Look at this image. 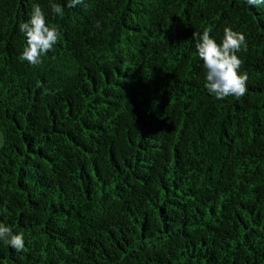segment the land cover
Listing matches in <instances>:
<instances>
[{
	"label": "trees",
	"instance_id": "16d2710c",
	"mask_svg": "<svg viewBox=\"0 0 264 264\" xmlns=\"http://www.w3.org/2000/svg\"><path fill=\"white\" fill-rule=\"evenodd\" d=\"M37 3L59 39L32 66ZM67 4L0 0V223L25 241L0 264H264V4ZM224 27L248 81L220 100L192 34Z\"/></svg>",
	"mask_w": 264,
	"mask_h": 264
},
{
	"label": "clouds",
	"instance_id": "9594fccd",
	"mask_svg": "<svg viewBox=\"0 0 264 264\" xmlns=\"http://www.w3.org/2000/svg\"><path fill=\"white\" fill-rule=\"evenodd\" d=\"M83 2L84 0H68L67 7L74 8ZM247 4L259 6L264 4V0H247ZM50 12L54 18L64 16V8L57 3L50 4ZM95 27H101L99 21ZM19 31L24 34L27 45L20 59L32 66L42 63V57L53 50L59 39L58 28L47 23L46 14L38 3L32 5L30 18L19 25ZM210 33L211 29H204L202 33L194 31L192 34L195 50L205 69V88L220 100L228 96L240 98L247 92L248 74L239 73L243 62L236 53L242 46L246 47V37L242 32L224 27L222 42L218 44ZM0 241L17 252L22 251L25 246L23 233L14 234L3 223H0Z\"/></svg>",
	"mask_w": 264,
	"mask_h": 264
},
{
	"label": "rangeland",
	"instance_id": "374dc122",
	"mask_svg": "<svg viewBox=\"0 0 264 264\" xmlns=\"http://www.w3.org/2000/svg\"><path fill=\"white\" fill-rule=\"evenodd\" d=\"M0 144H1V134H0Z\"/></svg>",
	"mask_w": 264,
	"mask_h": 264
}]
</instances>
